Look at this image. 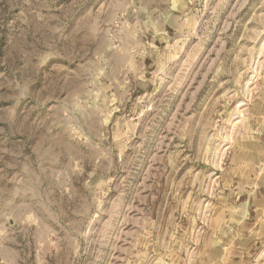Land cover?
I'll return each mask as SVG.
<instances>
[{"label":"rangeland","instance_id":"obj_1","mask_svg":"<svg viewBox=\"0 0 264 264\" xmlns=\"http://www.w3.org/2000/svg\"><path fill=\"white\" fill-rule=\"evenodd\" d=\"M0 264H264V0H0Z\"/></svg>","mask_w":264,"mask_h":264}]
</instances>
